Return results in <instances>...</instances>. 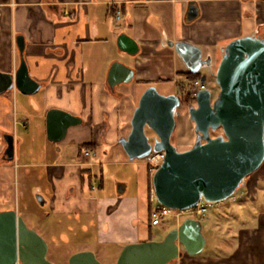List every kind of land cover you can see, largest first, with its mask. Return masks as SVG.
<instances>
[{
  "label": "crops",
  "instance_id": "1",
  "mask_svg": "<svg viewBox=\"0 0 264 264\" xmlns=\"http://www.w3.org/2000/svg\"><path fill=\"white\" fill-rule=\"evenodd\" d=\"M193 5L198 16L188 21ZM121 33L136 41L135 56L118 48ZM252 34L264 37V0H0V71L10 73L19 66L16 38L23 36L28 73L40 84L30 95L17 89L0 94V132L14 135V159L0 164V210L40 212L50 221L72 218L84 238L78 251L96 248V257L108 246L119 254L126 244L150 240L155 227L149 216L151 173L145 159L130 161L119 143L130 132L138 100L152 82L187 77L168 41L198 46L203 58L210 55L214 72L223 47ZM114 62L134 70L132 81L141 84L140 92L122 87L128 83L109 86ZM50 109L82 122L52 142L46 132ZM85 150L92 156L84 157ZM11 173L13 188L5 196L4 177ZM259 192L264 197V162L231 200L253 203L245 216L212 223L219 233L222 226L227 229L219 252H184L172 264H264ZM61 237L68 239L65 233Z\"/></svg>",
  "mask_w": 264,
  "mask_h": 264
},
{
  "label": "water",
  "instance_id": "2",
  "mask_svg": "<svg viewBox=\"0 0 264 264\" xmlns=\"http://www.w3.org/2000/svg\"><path fill=\"white\" fill-rule=\"evenodd\" d=\"M197 16L198 8L190 6L187 20ZM16 44L20 63L13 72L0 71V94L17 89L30 95L39 90L40 84L28 73L23 36H17ZM167 45L187 72H212L210 55L203 58L198 46L182 40L168 41ZM117 46L130 56L139 51L136 41L125 33L118 36ZM213 75L219 88L217 95L213 97L209 89L198 91L195 104L188 110L196 136L191 147L178 150L171 142L179 97L161 94L153 85L141 94L130 120V132L119 140L130 161L144 159L151 152H164L161 165L152 175V187L158 202L170 209H190L201 199L224 201L264 162V37L252 34L231 40L223 47ZM133 77L131 67L114 62L107 81L114 87L131 82ZM201 80L205 81V75ZM81 122L66 111L50 109L46 115L47 138L58 142L69 127ZM219 129L221 134L211 136ZM5 153L7 161H13L14 135H10ZM205 243L200 220L187 217L162 240L124 245L114 264H169L184 252L191 256L201 253ZM47 252L43 237L27 227L15 210L0 211V264H54L47 259ZM68 264L102 263L93 251L84 250L73 253Z\"/></svg>",
  "mask_w": 264,
  "mask_h": 264
},
{
  "label": "rangeland",
  "instance_id": "3",
  "mask_svg": "<svg viewBox=\"0 0 264 264\" xmlns=\"http://www.w3.org/2000/svg\"><path fill=\"white\" fill-rule=\"evenodd\" d=\"M125 29L127 32H130L127 26H125ZM202 75L206 76L207 89H209L212 93V96L215 97L219 91V88L215 84L214 77L207 69H202L198 77ZM123 85H124L122 86L123 88H134L135 86L137 92H140L139 90H141V84H137L135 80L132 81L131 83L123 84ZM151 85L155 86L157 91L161 94H165V95L175 94L179 97L180 106L177 108L178 115L175 118L176 125L171 137V142L176 146L178 150L188 149L194 144L196 139L194 132V124L189 119V113H188L189 107L195 104V100H192L186 93V91L189 90L188 84L182 79V81L176 80L175 82L156 81V82H152ZM179 86L181 87L184 86L185 91L182 92ZM147 133L150 135V137H152V133L150 131H147ZM221 133L222 130L219 129L215 132H211V136H217ZM255 173L256 171L247 178L255 177ZM8 175L9 176L5 175L4 177L5 183L3 184V186H5V192H4L5 196H8V192L11 191V188H13V183H12L13 175L12 173ZM0 180H1V176H0ZM151 182H152V175H151ZM262 195H263L262 192H259L260 198L258 203L264 201V197ZM231 200L232 198L222 204H214L212 206L211 205L208 206L205 215L202 217H193L191 215H185L182 216L180 219H176L172 213L169 216H166L162 219L164 223L162 224V226H155L150 230L149 238L150 240H154V241L162 240L166 235V233L169 231L168 229L176 227L179 221H182L187 217L199 218L203 226L202 232L206 238V245L203 251L201 252V254H216L219 252L218 248L222 247L220 245L221 239H225L227 236V234L224 233L225 231H227V229L225 230V228L222 226L219 233L214 229L212 223H215L217 219L231 220L233 218L236 220L237 219L236 217H238V215L245 216V213L243 211L247 210V208H250L253 205V203L250 202L238 203V202H231ZM155 204L156 203L153 202V206H155ZM9 205L14 206L13 203L10 204L8 203V205L6 206ZM0 208L3 207L0 206ZM40 215H41L40 212L32 213V214H27L24 212L20 213V216L23 218L27 227L36 231L47 242L48 245L47 259L54 264H68L69 251L70 250L71 252L73 250L75 252L78 251L81 246V241L84 239L83 235L78 231H76L78 229L77 223L74 221V219L72 218L69 219L68 217H61L59 220H55V221L44 220L40 217ZM69 227H72L74 230H70ZM42 228L47 229V231H51L52 234L55 236V238L54 239L52 237L48 238L47 235L45 234L43 235ZM62 233L68 235V239L64 242L62 241L63 238L61 237ZM93 250L95 253L98 252L96 248ZM118 255L119 254H117V248H111L110 246H108L104 249L103 256H97L98 257L97 259L102 264H114L117 260ZM173 262H171L170 264H172Z\"/></svg>",
  "mask_w": 264,
  "mask_h": 264
},
{
  "label": "built area",
  "instance_id": "4",
  "mask_svg": "<svg viewBox=\"0 0 264 264\" xmlns=\"http://www.w3.org/2000/svg\"><path fill=\"white\" fill-rule=\"evenodd\" d=\"M188 86L189 90L187 91V95L192 99L195 100V97L198 93V91L207 89L206 85V80L202 82L201 76L194 78V79H189L188 77H185L183 79ZM84 157H90L92 156L91 150H85L83 153ZM164 152H151L147 157L144 159L146 160L149 172L151 175L156 171V169L161 165L163 159H164ZM237 193V192H236ZM235 194V193H234ZM234 194L228 197L226 200L218 202V203H211V202H206L203 199L199 200L196 205L190 209L186 210H178V209H170L162 204H160L157 200V197L155 195V192L153 190V187L149 191V196H148V201L151 204V214H150V223L152 226H157L160 225L162 222V219L166 216H169L170 214L173 213L174 217L176 219H180L182 216L185 215H191L193 217H202L205 215L207 211L208 206H212L214 204H222L224 202H227L229 199H234ZM153 202H155V206H153Z\"/></svg>",
  "mask_w": 264,
  "mask_h": 264
},
{
  "label": "flooded vegetation",
  "instance_id": "5",
  "mask_svg": "<svg viewBox=\"0 0 264 264\" xmlns=\"http://www.w3.org/2000/svg\"><path fill=\"white\" fill-rule=\"evenodd\" d=\"M210 73L214 77L213 71L212 72L210 71ZM205 80H206V76H205ZM181 85H182V83H181ZM181 91L182 92L185 91L184 86L182 87ZM186 93H187V91H186ZM10 135H13V132L11 130H5V131L0 132V164L1 163H10L11 162V161H7V159H6L7 155L5 153V150L7 148L8 142L10 140ZM0 211H3V210H0Z\"/></svg>",
  "mask_w": 264,
  "mask_h": 264
},
{
  "label": "trees",
  "instance_id": "6",
  "mask_svg": "<svg viewBox=\"0 0 264 264\" xmlns=\"http://www.w3.org/2000/svg\"><path fill=\"white\" fill-rule=\"evenodd\" d=\"M186 75L189 77V78H191V79H194V78H197L198 77V75H194V74H191V73H189V72H186ZM180 87V89L182 90V87L181 86H179ZM88 147H90L91 145H87ZM151 209H152V207H151V204L149 203V216H150V214H151ZM197 219H199V218H197Z\"/></svg>",
  "mask_w": 264,
  "mask_h": 264
}]
</instances>
